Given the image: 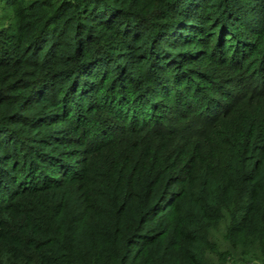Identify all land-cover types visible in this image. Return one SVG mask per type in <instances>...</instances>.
Masks as SVG:
<instances>
[{
  "label": "trees",
  "instance_id": "1",
  "mask_svg": "<svg viewBox=\"0 0 264 264\" xmlns=\"http://www.w3.org/2000/svg\"><path fill=\"white\" fill-rule=\"evenodd\" d=\"M0 5V264L264 262V0Z\"/></svg>",
  "mask_w": 264,
  "mask_h": 264
},
{
  "label": "rangeland",
  "instance_id": "2",
  "mask_svg": "<svg viewBox=\"0 0 264 264\" xmlns=\"http://www.w3.org/2000/svg\"><path fill=\"white\" fill-rule=\"evenodd\" d=\"M8 16H11V12L9 13V11H5V10L0 8V18L3 20L0 23L1 25H6L7 23H9V21H6L7 20L6 18ZM248 36H249V43H247L243 40L234 41V43L236 44L235 46L238 47V52H237L238 56L234 57L233 53L231 55H230V53H228L229 60H227L226 58H225V60H227V63L229 66L231 65V63L236 64L237 69L239 68V65H242L245 63L246 64V66L244 68V69H246L245 75L254 74V81H252L250 83V85H252V84L258 85V84L262 83V81L264 79V45L261 46L260 41L257 37L250 35V34ZM215 43H216V41L213 42L212 46L215 45ZM203 45L206 46L205 43H203ZM230 47L231 46H229L228 49H225V52H227ZM225 52L221 53V54L225 55ZM243 52H244V55H240V53H243ZM253 52H254V55H253ZM250 54H252L250 59L244 61V57L246 55H250ZM221 66L222 65H215L214 70L219 71L220 70L219 67H221ZM236 68L234 67L235 73H237V71H238ZM232 77H234V78H232ZM232 77L230 76L228 78H222L223 80L218 79V84L216 86H215V82L214 83L209 82L208 87L204 91H193L191 96H190V101L195 102L198 105L204 104L206 102L205 101V95L206 94L210 95L212 98L217 97V96L221 97L223 94L221 92V90L222 91L230 90L232 92H234V91L240 92V90L241 91L243 90L244 86L248 85V83H245V82L240 83V81H238V80H237V82H234L233 80L235 79V75ZM201 86H203V85H201ZM190 90H194V86ZM223 231H224V226H220V228L214 234V236H215L214 241H216L218 243V245H220L219 247L221 249H226V248H228V243H226L223 239V236H222ZM209 256H210V259H213L214 261L217 260V258L214 257L213 255H209ZM253 264H264V262L263 261H259V262L257 261Z\"/></svg>",
  "mask_w": 264,
  "mask_h": 264
}]
</instances>
